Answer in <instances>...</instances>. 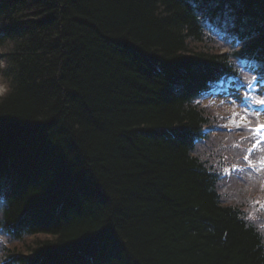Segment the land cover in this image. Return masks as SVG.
I'll return each mask as SVG.
<instances>
[{
	"label": "trees",
	"instance_id": "1",
	"mask_svg": "<svg viewBox=\"0 0 264 264\" xmlns=\"http://www.w3.org/2000/svg\"><path fill=\"white\" fill-rule=\"evenodd\" d=\"M248 60L264 0H0V264H264L197 103Z\"/></svg>",
	"mask_w": 264,
	"mask_h": 264
},
{
	"label": "rangeland",
	"instance_id": "2",
	"mask_svg": "<svg viewBox=\"0 0 264 264\" xmlns=\"http://www.w3.org/2000/svg\"><path fill=\"white\" fill-rule=\"evenodd\" d=\"M4 92H5L4 87H3L2 85H0V96H1ZM208 100H209V99H208ZM212 101H215V102H213V105H214V106H212L211 109H216V108H213V107L217 106L218 104H220V103L222 102V100H219V101L211 100L210 102H212ZM228 153H230V154L232 155L231 152H228Z\"/></svg>",
	"mask_w": 264,
	"mask_h": 264
},
{
	"label": "snow or ice",
	"instance_id": "3",
	"mask_svg": "<svg viewBox=\"0 0 264 264\" xmlns=\"http://www.w3.org/2000/svg\"><path fill=\"white\" fill-rule=\"evenodd\" d=\"M261 103H264V101H261ZM260 127H264V125H261ZM216 130H218V129H208V132L210 133V132H212V131H216ZM258 131V130H257ZM257 143H259V141L257 142ZM254 147H255V145H254ZM251 151V150H250ZM248 159V157L247 156H245V160H247Z\"/></svg>",
	"mask_w": 264,
	"mask_h": 264
},
{
	"label": "bare ground",
	"instance_id": "4",
	"mask_svg": "<svg viewBox=\"0 0 264 264\" xmlns=\"http://www.w3.org/2000/svg\"><path fill=\"white\" fill-rule=\"evenodd\" d=\"M220 22H222V23H224L223 24V27H224V29H226L227 28V25H226V21L225 20H219ZM235 30H237V28L235 29ZM239 32H242L240 29H239Z\"/></svg>",
	"mask_w": 264,
	"mask_h": 264
}]
</instances>
